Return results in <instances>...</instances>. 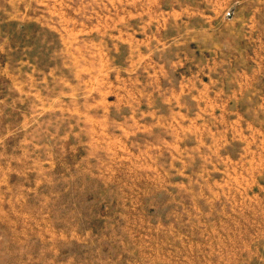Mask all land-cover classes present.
Returning a JSON list of instances; mask_svg holds the SVG:
<instances>
[{"label": "rangeland", "instance_id": "1", "mask_svg": "<svg viewBox=\"0 0 264 264\" xmlns=\"http://www.w3.org/2000/svg\"><path fill=\"white\" fill-rule=\"evenodd\" d=\"M0 264H264V0H0Z\"/></svg>", "mask_w": 264, "mask_h": 264}]
</instances>
